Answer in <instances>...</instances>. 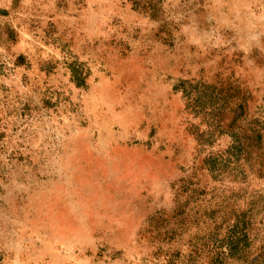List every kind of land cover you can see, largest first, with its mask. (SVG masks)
<instances>
[{"label":"rangeland","instance_id":"obj_1","mask_svg":"<svg viewBox=\"0 0 264 264\" xmlns=\"http://www.w3.org/2000/svg\"><path fill=\"white\" fill-rule=\"evenodd\" d=\"M0 264H264V0H0Z\"/></svg>","mask_w":264,"mask_h":264}]
</instances>
